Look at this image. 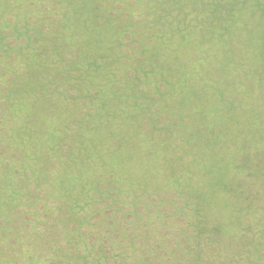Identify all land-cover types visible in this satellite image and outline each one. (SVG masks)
Wrapping results in <instances>:
<instances>
[{
  "label": "rangeland",
  "instance_id": "rangeland-1",
  "mask_svg": "<svg viewBox=\"0 0 264 264\" xmlns=\"http://www.w3.org/2000/svg\"><path fill=\"white\" fill-rule=\"evenodd\" d=\"M264 264V0H0V264Z\"/></svg>",
  "mask_w": 264,
  "mask_h": 264
},
{
  "label": "trees",
  "instance_id": "trees-1",
  "mask_svg": "<svg viewBox=\"0 0 264 264\" xmlns=\"http://www.w3.org/2000/svg\"><path fill=\"white\" fill-rule=\"evenodd\" d=\"M167 264H170V262H166ZM177 264V263H176Z\"/></svg>",
  "mask_w": 264,
  "mask_h": 264
}]
</instances>
